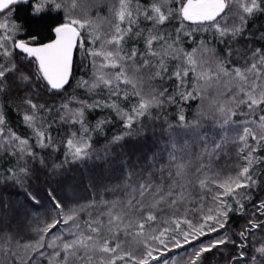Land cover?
Wrapping results in <instances>:
<instances>
[{
  "label": "snow or ice",
  "instance_id": "obj_1",
  "mask_svg": "<svg viewBox=\"0 0 264 264\" xmlns=\"http://www.w3.org/2000/svg\"><path fill=\"white\" fill-rule=\"evenodd\" d=\"M25 0H0V15L5 19L0 22V52L6 57H11L14 50H19L29 59L30 63L35 65L34 76L24 73L19 74V81L32 85L35 89L37 86L43 87L49 92H59L69 83L73 69V53L77 47L84 49L88 57H99L101 69H116L115 72L107 71L94 73V79L89 85V81L80 82L81 87L94 89L105 87L112 92L113 96H123L128 98L129 93L121 88L130 86L131 95L138 99L130 111H122L115 103L103 105L116 109L117 114L122 117L124 127L129 129L125 135L132 136L133 126L140 124L141 117L150 115L155 108H163L167 104H175L177 96L183 102L196 100L203 97L205 93L215 91L216 96L207 110L201 111L192 119H186L183 108L177 116L175 123L167 124L161 135L165 138L164 147L171 149L169 153L170 160L176 161L177 146L182 141L181 151L190 153L193 146L199 149L196 156L197 162L201 160L209 161L218 160L225 154V150L231 143L237 146V160L239 164L234 168V175H228L226 179L221 180L219 176L209 177L204 175L203 179H198L197 186L201 189L211 192L216 189L211 199L215 208L197 207L196 209H185V212L194 211L199 218L196 223L189 219L187 215L183 218L171 220L162 219V214L169 210L178 211L189 199L187 192L189 185L180 183L178 179L183 178L185 165L176 166L173 172L170 168L165 169L167 174L164 181L157 183L151 177L143 178L136 182L135 186L128 185L130 191L126 200L105 201L107 207L106 213L102 214L107 219L85 221L83 226L78 223V215L81 211L78 207H68L62 201L56 199L53 194L54 190H48L49 201L52 205L55 216L50 218L42 228L32 229L37 238L32 243L21 244L15 240L12 232L0 231V253L7 258L6 264H34L33 255L44 256V249H53L52 256L49 257V264H52L54 257H61V264H161V257L165 252L172 249H179L184 245H189L192 241L199 240L200 237L219 233L226 228L228 223V214L232 211V205L228 203V198L236 200L237 211L243 209L240 203L241 190H247L257 185L258 179L254 171L255 163H264V158H257L255 153L264 146V115L243 122L242 128L230 129L229 125L234 124L232 117L235 115L234 108L244 106L249 113H254L255 109L264 106V50L256 48L251 51L250 59L246 64L233 66L231 57L233 55H244L239 50L227 49L224 56L202 41L198 48L192 49L191 52H184L177 47L180 42V33L186 37H191L192 32H184V21L191 22L198 28L207 25L214 28L220 37H236L244 31V25L247 18L255 11H264L261 7L264 0H177L178 7L170 9L166 7V0H154L150 7L145 8L142 14L144 18L151 21L153 25H163L173 17L181 21V26L176 30L177 35L171 43L161 34H153L149 30L145 38L146 51H140L133 46L129 51L124 48L126 39L131 36H140V32L133 33V24L136 23L133 11L129 7L130 0H117L111 11L113 22L109 23L108 28L101 33V26L93 25L88 19L75 18L69 14L65 22L54 27L53 32L55 39L48 43H37V37L32 36L28 40L14 39V33L18 31V26L11 22V6ZM54 3V0H53ZM57 10L63 8L61 3H54ZM70 10H77V0H71ZM46 5L42 0H37L33 7L34 14H40L45 11ZM7 14V15H6ZM231 14L233 20H238V24L231 27L227 25V19ZM222 21L224 22L222 24ZM126 27L122 28L121 25ZM92 27L93 32L88 36L83 35V30ZM223 42V41H221ZM11 43L12 50L6 47ZM99 43V48H93ZM85 44L90 47L85 48ZM155 45H159V51ZM166 58H171L180 63L174 71L169 74V69L165 63ZM185 61L187 66H185ZM91 63L95 64L92 60ZM10 67L0 65V86L7 78L9 73H17L19 70L16 64L9 61ZM199 69V71H197ZM195 77L191 85H186L189 74ZM175 79L178 84L176 95H169L168 89L157 91L152 87V81L155 79L163 80ZM38 82L33 85L32 80ZM42 82V83H39ZM148 89L145 91V89ZM3 88L0 87V91ZM223 97V99H220ZM24 103L32 110L44 109V105L33 103L32 99H26ZM99 102L95 105L84 103L83 106L75 112L66 113L72 123L84 124L85 107H100ZM67 108V104L62 106ZM50 111V109H47ZM61 116V119H65ZM163 119L155 117L153 119ZM205 120H209L208 127ZM24 121L30 127L34 128L36 142L41 148L53 146L52 138L43 130V126L35 127V114L24 115ZM5 122V117L0 112V125ZM105 121L97 123L96 127L100 128ZM141 131H144L141 125ZM235 132V137L230 138V132ZM87 132V129H84ZM146 134V133H145ZM0 136L9 144H17L19 152L24 153L30 158L35 159V154L30 147H27L28 141L17 136L11 130L5 134V129L0 127ZM90 138L83 135L77 137L76 133H71L67 139L66 145L68 153L66 156L71 157L72 162L86 161L91 158ZM124 136H116L112 143L122 141ZM2 146V145H0ZM16 155L17 153H12ZM107 153H105V156ZM23 158V157H22ZM97 160L103 159L101 156ZM43 164V160L40 161ZM64 163H68L65 160ZM62 165L53 164L51 172L57 173ZM205 170L210 171L207 165L200 163V167L195 171L204 174ZM7 179L12 182H18V176L12 169L8 170ZM24 177L30 176V169L25 164L19 169ZM131 176L132 173H126ZM155 174H151L154 176ZM119 179V178H118ZM167 181V183H165ZM30 203L38 207L40 202L29 194ZM205 197H200V204H203ZM256 211L253 213L264 215V200L255 205ZM65 225L61 230V235L57 236L53 230ZM185 225L187 231L181 227ZM264 228V222L258 223L255 219L249 220L244 230L239 233L243 237L241 244L237 245L240 249L248 247L247 234L253 230ZM107 230V235L105 234ZM67 231L71 239H67L63 232ZM125 240H133L137 247L128 249L125 247ZM234 243L226 232H223L215 239L207 243H200L193 247L192 251L183 259L184 264H204V254L218 249L221 245ZM23 250L24 255L19 256L18 250ZM163 249V251H161ZM142 252L141 255L137 253ZM154 253H156L154 255ZM254 255L251 256V264H264V243L254 248ZM246 259L245 251L241 250L238 256L232 258L233 264L238 260ZM162 264H170L168 259L163 260ZM171 264H179L175 257L171 259Z\"/></svg>",
  "mask_w": 264,
  "mask_h": 264
},
{
  "label": "trees",
  "instance_id": "obj_2",
  "mask_svg": "<svg viewBox=\"0 0 264 264\" xmlns=\"http://www.w3.org/2000/svg\"><path fill=\"white\" fill-rule=\"evenodd\" d=\"M100 1L88 0L89 4L85 5L87 7H84L83 10L81 7L80 10H76L74 13L66 7H63L62 10L64 12L70 11L75 18L88 19L93 22L94 26H101L102 33L108 28L109 23L113 22V14L109 10L110 12L101 15L103 16L102 19L98 17L100 16L98 13L96 16L93 15V10L101 5ZM130 1L133 3L131 8H134V10L136 8H142L143 10L150 7L151 3L154 2V0ZM161 2H164V0H161ZM105 3L108 4L107 6L114 5L111 0H107ZM31 7L25 5L20 12L11 16L12 21L18 26V31L14 33V39L28 40L30 37L35 36L37 37V43L51 41L54 38L53 29L61 21L51 16L32 17L30 14L34 12ZM166 7L175 9L178 7L177 0H166ZM261 7L264 8V4ZM54 9L55 7L51 0L46 2V12H52ZM4 17V15H0V22H3L2 18ZM98 19L101 20L98 21ZM135 20L136 23L132 26L133 33L140 32L141 35H133L131 38L126 39L123 45L126 51H129L133 46L140 51H146L145 38L148 36L149 30L153 34L164 35L169 38L168 42L171 43L176 38V30L181 26V21L176 17H173L163 25L155 26L151 21L146 20L142 14H138ZM238 23L239 21L233 20L230 14L227 19V25L231 27L233 24ZM183 24V31H191L192 36L186 37L183 32L180 33V42L177 47L186 53L198 48L203 41L207 47L215 49L221 57L224 56L229 48L234 51L239 50L240 53H246L247 56L233 55L231 57L233 66L243 67L247 60L250 59L252 50L256 48L264 50V11H255L248 17L244 25V31L236 37H220L214 28H210L207 25L198 28L191 22L184 21ZM121 27L124 28L126 25H121ZM92 32L93 28L89 27L83 30V35L88 36ZM6 47L12 50L11 43L6 44ZM88 47L90 45L85 44V48ZM91 47L98 49L99 43ZM155 47L159 51L160 46L155 45ZM10 60L16 64L19 71L15 74L9 73L2 86H0L3 88L0 91V112L5 117V122L0 127L5 129V134L8 133V130H11L20 138L26 139L28 141L27 147L31 148L35 154V159L28 157L26 150L24 153H20L17 144L9 145L3 136H0V145H2L0 146V231L11 232L12 229H15V232H12L15 240H18L21 244L34 242L37 236L32 229L44 227L46 223L50 222V218L55 216L48 197L49 189H53L56 199L62 201L68 207L81 209L78 215V223L82 226L85 221L100 218L106 220V216L102 217V214L107 211L105 201L110 203L112 201L126 200L130 191L128 185L135 186L136 182L147 177H151L157 183H160L164 181V177L167 174L162 170L170 168L175 172L176 166L180 164L186 166L184 169L186 175L183 178L175 179H178L180 183L186 186L191 182L187 188L189 199L178 211L169 210L163 213L162 219H180L187 215L189 219L196 223L199 218L195 215V212H185V209L194 210L197 207H203L206 211L209 207H216L211 199L216 189L207 192L197 186V181L198 179H203L204 175L209 177L218 175L221 180L226 179L228 175H234V168L239 164L237 160L238 145L233 146L230 143L225 150V154L218 160L214 159L211 162L201 160L197 162L196 156L199 149L193 146L190 153L181 151L183 144L181 141L177 146V159L173 162L169 156L172 150L164 147L166 140L161 135L167 124L176 122L181 108H183L188 120H192L201 109L207 110L212 103L210 100L214 98L215 92L205 93L202 98L198 97L196 100L187 102L181 101L177 96L175 104L166 103L163 108H155L150 115L141 117L140 124L134 125L131 130L134 135L127 136L125 133L129 129L124 127L123 119L117 114L116 109L103 105L115 103L122 111H130L138 103V99L131 95L132 89L130 86L121 85V88L129 93L127 99L122 95L113 96L112 92L103 86L94 89L90 88V86L81 87V81H89L90 85L94 79V73L98 74L96 57H88L84 49L76 48L71 82L67 88L60 92H49L39 86L34 89L32 85L19 81L20 73L29 76H34L35 73L34 63H30L26 55L19 50H14L11 57H6L0 52V65L10 67ZM92 60L95 61V64L91 63ZM165 63L170 74L180 61L166 58ZM185 66H187L186 61ZM107 71L115 72L116 69H107ZM194 79V75L190 73L186 80V85H191ZM32 84L36 85L38 82L33 79ZM177 84L178 82L175 79H168L167 76L163 80L155 79L152 81V87L157 91L168 89V94L174 96L178 91H183V89L177 88ZM147 90L146 88L145 91ZM29 98L37 105H44V109H30L24 103ZM97 102L102 106L85 107L83 127L78 122L72 123L65 116L66 113L75 112L81 108L84 103L95 105ZM65 104L68 106L66 109L62 107ZM47 109H50V111ZM234 111L235 115L232 119L235 123L229 125L230 129L242 128L243 122L253 118H256L257 122H259L258 117L264 115V106L255 109L254 113H249L244 106L234 108ZM25 114H35V127L43 126L46 134L51 136L53 146L47 148L39 147L36 142L37 138L34 128L24 121ZM61 116H65V119L62 120ZM155 117H163V119H153ZM100 121H105V123L100 128H97L96 125ZM209 124L210 121L205 120L206 127ZM141 125H143L144 131H141ZM85 128L87 129L86 133L84 132ZM71 133H76L77 137L83 135L85 138H90V159L72 162L71 157L66 156L69 151L66 141L70 138ZM116 136H124V139L114 144L112 141ZM234 137L235 132H230V138ZM14 152L17 154L13 155L12 153ZM105 153H107L106 156ZM97 156H101L103 159L97 160ZM255 156L264 158V146H261ZM41 160H43V164L40 163ZM65 160H68V163L65 164ZM200 163L206 164L207 168L211 170H205L204 174L197 173L195 169L200 167ZM25 164L30 169L29 177H24L19 172V169L24 167ZM53 164L62 165V168L57 173H52ZM253 167L258 183L250 189L241 190L240 197H238L240 203L243 204L241 211L236 210V200L232 197L228 198V203L232 205V211L228 214L226 228L219 233L200 237L199 240L192 241L191 244L184 245L182 248L165 252L161 257V264L165 259H168L171 264L173 257L179 261V264H184L181 257L186 258L193 247L198 246L202 242L207 243L220 236L223 232H226L234 243L221 245L218 249L205 253L204 264H233L232 258L238 256L241 250L245 251L246 259L238 260L237 264H251L250 258L255 254L254 248L264 243V228L253 230L247 234L248 247L246 249H240L237 245L241 244L244 239L239 236V233L244 230L249 220L255 219L258 223L264 222V215L257 214L255 217L253 216L256 211L255 205L259 201L264 200V163H255ZM9 169L17 173L18 182L14 183L7 179ZM128 172L132 173L130 177L126 175ZM153 173L155 175L151 176ZM29 194L39 200L40 204L38 207L30 203ZM200 197H205L203 204H200ZM66 227H70V225H60L53 232L55 235L60 236L62 234L61 230ZM181 227L187 231L185 225H181ZM105 234L107 235V230H105ZM63 235L67 239L72 238L67 231H64ZM120 239L124 241L125 247L128 249L137 247L136 243L131 239L125 240L124 237ZM43 251L44 256L31 254L33 255L34 264H49V257L52 256L54 250L46 248ZM137 254L141 255L142 252ZM18 255H24L22 249L18 250ZM62 256L63 253L61 252V257H54L52 264H61ZM6 261L7 258L3 253H0V264H6ZM13 264H18V262H13ZM76 264H79V262H76ZM151 264H155V262H151Z\"/></svg>",
  "mask_w": 264,
  "mask_h": 264
},
{
  "label": "flooded vegetation",
  "instance_id": "obj_3",
  "mask_svg": "<svg viewBox=\"0 0 264 264\" xmlns=\"http://www.w3.org/2000/svg\"><path fill=\"white\" fill-rule=\"evenodd\" d=\"M45 1L46 0H42V2L43 3H45ZM37 3V0H28V1H25V2H21V3H18V4H16V5H13V6H11V8H12V14H11V16H14L15 14H17L18 12H20L24 7H25V5H28L29 7H31V8H33L34 7V5ZM51 3H53V0L51 1ZM54 3H61L62 5H63V7H66V8H70L69 7V5H67V0H59V1H55L54 0ZM54 3H53V5H54ZM69 12V13H68ZM68 12H64L62 9L61 10H56V9H54L52 12H46V10L44 11V12H42V13H40V14H34V13H31L30 15L32 16V17H36V18H39V17H42V16H51V17H55V18H58L61 22L59 23V24H61V23H63V22H65V19H66V17L69 15V14H71V12L72 13H74L73 11H68ZM7 15V14H6ZM20 16V15H19ZM58 24V25H59ZM56 27V26H55ZM53 34H54V32H53ZM55 39V34H54V38L52 39V40H54ZM50 42V41H49ZM75 51H76V49L74 50V53H75Z\"/></svg>",
  "mask_w": 264,
  "mask_h": 264
},
{
  "label": "rangeland",
  "instance_id": "obj_4",
  "mask_svg": "<svg viewBox=\"0 0 264 264\" xmlns=\"http://www.w3.org/2000/svg\"><path fill=\"white\" fill-rule=\"evenodd\" d=\"M48 1H50V0H46L45 1V5H46V2H48ZM52 1V0H51ZM55 1H59V0H55ZM87 3H86V2ZM91 1V0H90ZM98 1V0H97ZM105 1L107 2V0H101L100 1V3H101V5H99V6H97L93 11V15H97V13L98 14H100V16H98V17H101V19H102V17L103 16H101V15H103V14H105V13H107V12H110L111 11V7H113L112 5L111 6H107L108 4H106L105 3ZM110 1V0H109ZM113 2V3H112ZM70 3H71V0H67V5H69L70 6ZM111 3L112 4H116L117 3V0H111ZM87 4H89L88 3V0H77V10H80V8L82 7V10H83V8L84 7H87V6H85V5H87ZM132 2L130 1V3H129V7H130V9L133 11V16L135 17V18H137V16H138V14H140V13H142L143 12V10H142V8L141 9H138V8H136V10H134V8H131L132 7ZM135 6H138V5H135ZM89 9H90V7H89ZM68 10H70V8H68ZM97 10H98V12H97ZM110 10V11H109ZM4 19H5V17L4 18H2V20L4 21ZM101 19H98V21H100ZM11 22L12 23H14L13 21H12V19H11ZM126 25V24H125ZM125 25H123V26H125ZM96 59H97V67H98V74L100 73V72H102V71H104V72H107V69H101L100 67H99V65H100V58L99 57H96ZM213 92H215V91H213ZM216 96V93H215V95H214V97ZM220 99H223V97H220ZM210 101H213V98L210 100Z\"/></svg>",
  "mask_w": 264,
  "mask_h": 264
},
{
  "label": "water",
  "instance_id": "obj_5",
  "mask_svg": "<svg viewBox=\"0 0 264 264\" xmlns=\"http://www.w3.org/2000/svg\"><path fill=\"white\" fill-rule=\"evenodd\" d=\"M25 1H28V0H25ZM47 43H48V42H47ZM74 50H75V49H74ZM73 58H74V53H73ZM72 70H73V69H72ZM71 77H72V75H71ZM71 77H70V79H69V83L65 86V88H67L68 85L70 84V82H71ZM65 88H64V89H65ZM64 89H63V90H64ZM60 91H62V90H60ZM60 91H59V92H60Z\"/></svg>",
  "mask_w": 264,
  "mask_h": 264
}]
</instances>
